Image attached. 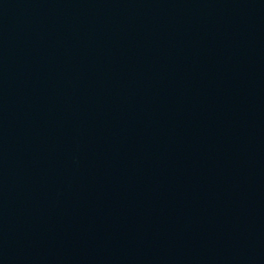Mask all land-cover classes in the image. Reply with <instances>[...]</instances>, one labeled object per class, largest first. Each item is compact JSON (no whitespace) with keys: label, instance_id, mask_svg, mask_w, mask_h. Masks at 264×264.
Instances as JSON below:
<instances>
[{"label":"water","instance_id":"water-1","mask_svg":"<svg viewBox=\"0 0 264 264\" xmlns=\"http://www.w3.org/2000/svg\"><path fill=\"white\" fill-rule=\"evenodd\" d=\"M0 264H264V0H0Z\"/></svg>","mask_w":264,"mask_h":264}]
</instances>
